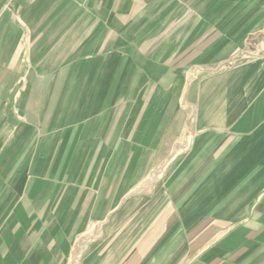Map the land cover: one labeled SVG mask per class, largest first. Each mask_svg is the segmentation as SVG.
Listing matches in <instances>:
<instances>
[{
    "label": "crops",
    "instance_id": "obj_1",
    "mask_svg": "<svg viewBox=\"0 0 264 264\" xmlns=\"http://www.w3.org/2000/svg\"><path fill=\"white\" fill-rule=\"evenodd\" d=\"M0 264H264V0H0Z\"/></svg>",
    "mask_w": 264,
    "mask_h": 264
}]
</instances>
